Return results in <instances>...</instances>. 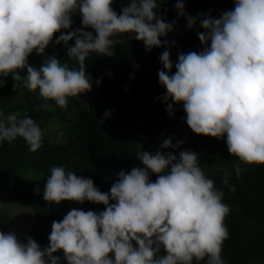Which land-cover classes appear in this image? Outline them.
I'll return each mask as SVG.
<instances>
[{"label":"clouds","instance_id":"1","mask_svg":"<svg viewBox=\"0 0 264 264\" xmlns=\"http://www.w3.org/2000/svg\"><path fill=\"white\" fill-rule=\"evenodd\" d=\"M112 4L113 0H0V87L11 75L23 88L38 93L45 102L42 109L51 107L48 102L67 109L70 98L93 87L85 64L91 54L111 57L115 46L128 38L142 41L147 51L175 46V41L170 45L161 39L175 27L174 21L157 15L161 0H128L120 14ZM174 7L188 29L199 22L205 30L198 33L204 47L178 53L175 64L169 50L161 54L158 78L166 88L161 99L169 116L174 115V104L183 105L186 123L195 134L226 137L228 152L240 162L233 165L239 178L245 170L241 164L264 165V0H234L233 9L219 18L192 17L183 0ZM77 12L82 26L55 39V45L63 42L76 66L55 55L47 56L39 69L30 64L34 52L45 55L55 33L71 28ZM89 28L95 35L85 30ZM110 115L106 112L105 118ZM18 138L34 153L43 145L44 131L27 114L0 111V144ZM181 143L164 139L154 153L139 145L136 157L143 167L121 170L104 193L91 178L52 166L45 201H89L105 209L98 214L72 209L61 221H53L50 243L43 249L31 237L22 242L14 232L0 231V264H61L54 255L59 251L67 264H225L221 253L230 235L225 223L230 207L224 191L199 166L197 153L184 150L177 156L162 150L179 149ZM219 170L222 184L234 192L231 174ZM162 248L166 255H160Z\"/></svg>","mask_w":264,"mask_h":264},{"label":"trees","instance_id":"2","mask_svg":"<svg viewBox=\"0 0 264 264\" xmlns=\"http://www.w3.org/2000/svg\"><path fill=\"white\" fill-rule=\"evenodd\" d=\"M177 2L161 0L157 12L166 22H175L173 32L161 38L162 41L168 39L170 45L175 41V46L147 51L142 41L128 38L126 43L115 46L111 57L93 53L86 59V73L92 77L94 97L85 111H81L77 98L69 99L67 109H61L54 102H48L51 107L42 109L40 106L45 102L38 93L29 92L20 82L13 81L11 75L3 78L0 111L6 115L27 114L44 131L43 145L34 153L28 150L22 138L12 144L6 141L0 144V203L8 200L22 206L33 219L22 242L31 237L42 249L47 247L53 221H61L71 211L68 201L56 205L43 199L45 181L52 166H63L67 171L91 178L102 193L109 192L121 170L143 167L136 157L139 145L142 151L154 153L161 149L164 139L172 138L174 144L182 142L180 148L162 150L173 151L177 156L184 150L197 153L199 166L214 180L215 186L224 191V202L230 207V214L225 218L230 235L221 253L225 264H264V165L241 164L245 170L237 178L233 165L240 162L228 152L226 137L217 139L195 134L186 123L183 105L174 104V115L169 116L161 99L166 94L158 78V72L163 69L161 54L169 50L175 64L178 53L199 52L204 47L198 33L205 30L199 22L194 29H188L186 19L180 17L174 7ZM127 3L128 0H113L112 7L120 14ZM183 3L186 13L192 17L211 14L219 18L221 13L234 7V0H183ZM72 20L70 29L54 34L45 55L34 52L29 56L30 64L39 69L47 56L55 55L62 63L76 66L68 59L63 42L55 45L60 34L82 26L78 12L72 15ZM85 30L95 35L93 29ZM72 45L74 40L69 41L68 46ZM172 71L175 72V67ZM97 79L101 81L99 85L95 83ZM106 112L111 113L108 118H105ZM58 132L61 134L59 140ZM221 168L231 174L229 186L235 188L234 192L222 184ZM152 175L156 180V175L150 177ZM83 205L87 211L97 214L105 209L103 204L89 201ZM10 228L9 219L0 212V231L7 233ZM54 255L61 258V264L65 262L62 251Z\"/></svg>","mask_w":264,"mask_h":264},{"label":"rangeland","instance_id":"3","mask_svg":"<svg viewBox=\"0 0 264 264\" xmlns=\"http://www.w3.org/2000/svg\"><path fill=\"white\" fill-rule=\"evenodd\" d=\"M92 91H93V96H92ZM94 97V90L93 88L91 91L87 93H82L79 97H76L80 101V109L81 111H85L88 107V102ZM49 131H52L50 129ZM54 131V129H53ZM52 131V132H53ZM57 140L61 138V134L58 132L57 135ZM68 204L72 209H79V210H84L87 211V209L84 207L83 204L75 202V201H68ZM0 212L5 215L10 223H11V228L8 232H14L17 237L22 241L24 238L25 234L27 231L30 229L33 219L32 215L30 216L29 212L22 208V206H18L16 204H13V202H9L8 200L4 201L3 203H0ZM161 253H164V249H161ZM63 264H67V261Z\"/></svg>","mask_w":264,"mask_h":264}]
</instances>
